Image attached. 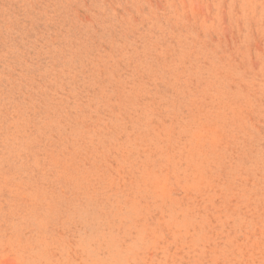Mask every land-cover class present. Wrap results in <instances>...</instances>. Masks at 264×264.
<instances>
[{"label": "rangeland", "instance_id": "rangeland-1", "mask_svg": "<svg viewBox=\"0 0 264 264\" xmlns=\"http://www.w3.org/2000/svg\"><path fill=\"white\" fill-rule=\"evenodd\" d=\"M0 264H264V0H0Z\"/></svg>", "mask_w": 264, "mask_h": 264}]
</instances>
